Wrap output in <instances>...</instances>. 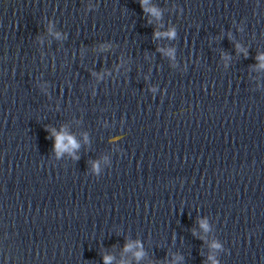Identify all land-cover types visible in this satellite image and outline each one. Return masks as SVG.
<instances>
[{"label":"water","instance_id":"95a60500","mask_svg":"<svg viewBox=\"0 0 264 264\" xmlns=\"http://www.w3.org/2000/svg\"><path fill=\"white\" fill-rule=\"evenodd\" d=\"M145 5L0 0V264H264V0Z\"/></svg>","mask_w":264,"mask_h":264},{"label":"clouds","instance_id":"9594fccd","mask_svg":"<svg viewBox=\"0 0 264 264\" xmlns=\"http://www.w3.org/2000/svg\"><path fill=\"white\" fill-rule=\"evenodd\" d=\"M140 3H141L142 8H144L145 10H149L148 7H146V5H145V0H140ZM50 27H51V25L49 24L47 26V28L50 30ZM61 139H67V143L69 145H71L72 147H76V144H75V142H74V140L72 138H70V137L65 138V137H59V136L55 138V143H56L57 147H62L63 146V145L60 144ZM201 224L203 226L204 222L201 221ZM136 255H137V257H139L141 255V253L138 252V253H136ZM104 260H105V264H108V261L111 260V257H105Z\"/></svg>","mask_w":264,"mask_h":264},{"label":"snow or ice","instance_id":"6c2138e0","mask_svg":"<svg viewBox=\"0 0 264 264\" xmlns=\"http://www.w3.org/2000/svg\"><path fill=\"white\" fill-rule=\"evenodd\" d=\"M121 137H115V139H120Z\"/></svg>","mask_w":264,"mask_h":264}]
</instances>
